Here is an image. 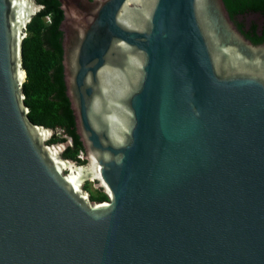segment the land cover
Wrapping results in <instances>:
<instances>
[{
	"label": "water",
	"instance_id": "obj_1",
	"mask_svg": "<svg viewBox=\"0 0 264 264\" xmlns=\"http://www.w3.org/2000/svg\"><path fill=\"white\" fill-rule=\"evenodd\" d=\"M58 1L84 162L24 102L44 6L0 0V264H264V42L224 0Z\"/></svg>",
	"mask_w": 264,
	"mask_h": 264
},
{
	"label": "trees",
	"instance_id": "obj_2",
	"mask_svg": "<svg viewBox=\"0 0 264 264\" xmlns=\"http://www.w3.org/2000/svg\"><path fill=\"white\" fill-rule=\"evenodd\" d=\"M44 7L27 24L23 39V67L26 79L22 90L28 107V117L33 123L55 129L51 142L70 140L63 157L83 163L84 148L75 132V122L65 91L62 66V32L59 23L63 18L58 0H36ZM233 18L237 12L254 11L261 14L263 22L250 24L248 31L238 28L253 43L264 42V0H224ZM84 189L87 184L83 185ZM93 201L107 200L101 190L90 192Z\"/></svg>",
	"mask_w": 264,
	"mask_h": 264
},
{
	"label": "flooded vegetation",
	"instance_id": "obj_3",
	"mask_svg": "<svg viewBox=\"0 0 264 264\" xmlns=\"http://www.w3.org/2000/svg\"><path fill=\"white\" fill-rule=\"evenodd\" d=\"M232 19L236 23L237 27L242 23L243 26L241 27V29L244 31H248L250 24L253 22H256V23L263 22V17L261 16V14L258 12H254V11L237 12L235 15H233ZM97 189L101 190L99 188H96V190ZM92 193H94V191Z\"/></svg>",
	"mask_w": 264,
	"mask_h": 264
},
{
	"label": "rangeland",
	"instance_id": "obj_4",
	"mask_svg": "<svg viewBox=\"0 0 264 264\" xmlns=\"http://www.w3.org/2000/svg\"><path fill=\"white\" fill-rule=\"evenodd\" d=\"M84 154L81 155V157H83ZM87 184V188L86 190L93 192L96 190V188L94 187V181L93 180H87L86 182H84L83 185ZM84 188V187H83Z\"/></svg>",
	"mask_w": 264,
	"mask_h": 264
},
{
	"label": "bare ground",
	"instance_id": "obj_5",
	"mask_svg": "<svg viewBox=\"0 0 264 264\" xmlns=\"http://www.w3.org/2000/svg\"><path fill=\"white\" fill-rule=\"evenodd\" d=\"M91 179H92V175H91Z\"/></svg>",
	"mask_w": 264,
	"mask_h": 264
}]
</instances>
